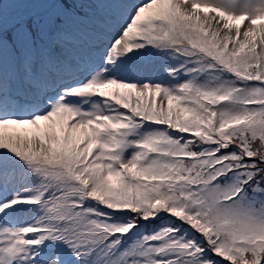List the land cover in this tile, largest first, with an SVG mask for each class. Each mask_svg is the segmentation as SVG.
<instances>
[{
	"label": "snow or ice",
	"instance_id": "6c2138e0",
	"mask_svg": "<svg viewBox=\"0 0 264 264\" xmlns=\"http://www.w3.org/2000/svg\"><path fill=\"white\" fill-rule=\"evenodd\" d=\"M0 264H264V0H0Z\"/></svg>",
	"mask_w": 264,
	"mask_h": 264
},
{
	"label": "rangeland",
	"instance_id": "374dc122",
	"mask_svg": "<svg viewBox=\"0 0 264 264\" xmlns=\"http://www.w3.org/2000/svg\"><path fill=\"white\" fill-rule=\"evenodd\" d=\"M160 60L158 58H148L142 62L146 75H152L155 79H164V74L159 71Z\"/></svg>",
	"mask_w": 264,
	"mask_h": 264
}]
</instances>
